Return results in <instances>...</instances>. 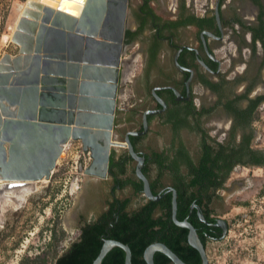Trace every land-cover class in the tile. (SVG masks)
I'll return each instance as SVG.
<instances>
[{"label": "flooded vegetation", "instance_id": "obj_1", "mask_svg": "<svg viewBox=\"0 0 264 264\" xmlns=\"http://www.w3.org/2000/svg\"><path fill=\"white\" fill-rule=\"evenodd\" d=\"M126 11L121 82L128 76L129 83L115 130L123 139L135 132L133 148L160 196L154 216L169 220L164 230L174 222L172 207H163L172 204L174 188L177 218L191 222L207 245L229 230L216 203L233 170L264 165V150L252 144L253 120L264 105V0H128ZM138 164L128 146L112 149L110 174L93 189L106 184V193L85 194L76 213L80 229L116 198L130 200L128 211L140 196L139 207L152 200L133 184L143 187ZM181 228L189 243L188 228Z\"/></svg>", "mask_w": 264, "mask_h": 264}, {"label": "water", "instance_id": "obj_2", "mask_svg": "<svg viewBox=\"0 0 264 264\" xmlns=\"http://www.w3.org/2000/svg\"><path fill=\"white\" fill-rule=\"evenodd\" d=\"M127 2L27 3L12 35L19 46L18 54L6 53L0 59V180L9 181L8 187L51 179L58 160L66 157L64 145L80 141L83 150L92 156L85 170V187L89 181L107 179L112 149L128 146L139 160L136 172L143 181V194L148 199H159L143 173L144 157L135 152L130 140L135 132L123 139L115 130L126 53L123 37ZM170 190L174 195V222L188 228V241L199 251L201 264H209L206 246L196 228L187 219L177 218V192ZM227 231L226 225L218 240ZM115 246L125 251L124 264H132L131 247L110 238L104 240L93 264H102ZM156 251L165 253L173 264H188L160 241L146 247L144 258L148 264H155Z\"/></svg>", "mask_w": 264, "mask_h": 264}, {"label": "rangeland", "instance_id": "obj_3", "mask_svg": "<svg viewBox=\"0 0 264 264\" xmlns=\"http://www.w3.org/2000/svg\"><path fill=\"white\" fill-rule=\"evenodd\" d=\"M27 3L0 0V59L6 53L18 54L19 46L12 41V34ZM252 128L253 147L264 150V105L258 109ZM80 153L73 151L69 156L72 160L67 154V158H61L51 179L39 182V191L29 195L19 209L12 205L0 208V264H54L76 241L80 229L76 213L83 206L85 194L103 197L107 189L102 184L99 192H93L98 184L95 181L85 187L87 175H82L74 162ZM77 181L81 188L73 192ZM227 187L224 199L216 206L223 210L229 230L222 239L206 245L209 264H264V166H239L230 175ZM143 202L140 196L130 207L137 208ZM94 210L88 208V220L93 219ZM67 219L71 228L66 225Z\"/></svg>", "mask_w": 264, "mask_h": 264}, {"label": "trees", "instance_id": "obj_4", "mask_svg": "<svg viewBox=\"0 0 264 264\" xmlns=\"http://www.w3.org/2000/svg\"><path fill=\"white\" fill-rule=\"evenodd\" d=\"M124 184L122 183L121 187ZM133 184L139 193L143 192L142 182L134 181ZM129 202V199L117 198L111 202L107 211L81 227L78 239L54 264H93L107 238L120 240L131 247L132 264H148L144 251L148 245L157 241L167 244L186 263L201 264L199 251L187 242V229L171 221V227L164 230L169 220H166L164 215L154 216V210L159 204L157 201L148 200L131 211L127 210ZM163 207L170 209L172 204L168 202ZM178 219L182 220L183 215L179 214ZM202 241L206 246L204 238ZM125 255L121 247L115 246L104 257L102 264H124ZM154 261L155 264H173L162 251L155 252Z\"/></svg>", "mask_w": 264, "mask_h": 264}, {"label": "bare ground", "instance_id": "obj_5", "mask_svg": "<svg viewBox=\"0 0 264 264\" xmlns=\"http://www.w3.org/2000/svg\"><path fill=\"white\" fill-rule=\"evenodd\" d=\"M29 1L30 0H28V2ZM25 7H26V5L23 7L22 12H23ZM70 14H73V13H70ZM14 31H13V33H14ZM39 182L40 183H46V182H48V179L43 178L40 181L30 182V183H26L24 186L11 187V188L8 187V183H10L9 181L5 182L3 180H0V208H6V206L12 205L14 208L19 209L20 206H22V204L26 202L29 195L39 191V188H40V186L38 184ZM1 214H2V212L0 210V215ZM66 225L68 226V228H71L70 222L68 219L66 221Z\"/></svg>", "mask_w": 264, "mask_h": 264}, {"label": "built area", "instance_id": "obj_6", "mask_svg": "<svg viewBox=\"0 0 264 264\" xmlns=\"http://www.w3.org/2000/svg\"><path fill=\"white\" fill-rule=\"evenodd\" d=\"M128 80H129L128 76H125L122 79L121 86H120V88H122V90H120L119 94H118V106H122V104L126 102L125 98L127 97V90H128V83H129ZM123 86H125V87H123ZM64 147L66 150L67 157H69L70 154H73V151H77V152L80 151L81 152L80 155H78V159L75 160L74 162L76 163V165L79 164L80 171H81L82 175L85 176V170L90 166V164L92 162L91 152L90 151L85 152L83 150V146H82V143L80 141H70V142L66 143L64 145ZM69 158L72 160V156ZM61 160L62 159L58 160V166L61 165V163H60ZM79 180L81 182H83V179H79ZM80 181H77L78 182L77 186L73 189V192H77L81 188V184L79 183ZM80 233H81V230L78 229V237L80 236Z\"/></svg>", "mask_w": 264, "mask_h": 264}, {"label": "crops", "instance_id": "obj_7", "mask_svg": "<svg viewBox=\"0 0 264 264\" xmlns=\"http://www.w3.org/2000/svg\"><path fill=\"white\" fill-rule=\"evenodd\" d=\"M26 3V2H25ZM22 12V11H21ZM126 56V55H125Z\"/></svg>", "mask_w": 264, "mask_h": 264}]
</instances>
